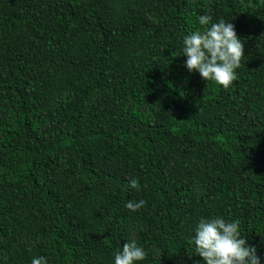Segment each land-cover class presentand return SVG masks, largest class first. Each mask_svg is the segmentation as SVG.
I'll use <instances>...</instances> for the list:
<instances>
[{"label": "trees", "instance_id": "1", "mask_svg": "<svg viewBox=\"0 0 264 264\" xmlns=\"http://www.w3.org/2000/svg\"><path fill=\"white\" fill-rule=\"evenodd\" d=\"M205 14L244 43L227 89L183 66ZM217 217L264 264V0H0V264H203Z\"/></svg>", "mask_w": 264, "mask_h": 264}, {"label": "clouds", "instance_id": "2", "mask_svg": "<svg viewBox=\"0 0 264 264\" xmlns=\"http://www.w3.org/2000/svg\"><path fill=\"white\" fill-rule=\"evenodd\" d=\"M202 31H194L184 37V67L191 74L198 72L204 81H214L227 89L236 80V69L244 57V43L237 36L235 26L223 19L212 23L208 14L198 18ZM208 25H211L208 27ZM131 189L139 190L137 179L128 181ZM145 201H128L125 207L136 212ZM192 243L194 252L203 264H261L257 249L241 237L238 222L226 221L222 217L202 218L194 230ZM147 256L143 247L135 240L123 244L122 250L114 253V264H134ZM31 264H48L47 258L34 257Z\"/></svg>", "mask_w": 264, "mask_h": 264}]
</instances>
